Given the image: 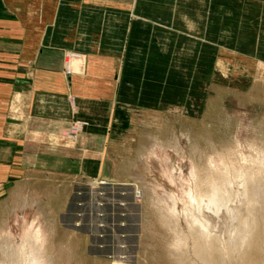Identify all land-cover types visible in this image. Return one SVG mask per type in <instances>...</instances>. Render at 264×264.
<instances>
[{"label": "rangeland", "instance_id": "rangeland-1", "mask_svg": "<svg viewBox=\"0 0 264 264\" xmlns=\"http://www.w3.org/2000/svg\"><path fill=\"white\" fill-rule=\"evenodd\" d=\"M133 2L119 0L123 10L110 0L107 30L90 33L98 37L93 47L65 55L68 76L76 74L72 65L66 71L71 56L77 68L90 57L108 66L109 89L45 106L22 146L27 158L0 160V231L3 238L10 231L9 254L17 255L35 219L49 264H171L151 187L174 194L182 210L194 188L191 163L230 152L244 156L255 186L263 182V3ZM156 146L183 154L181 162L171 154L174 176L161 159H149Z\"/></svg>", "mask_w": 264, "mask_h": 264}, {"label": "crops", "instance_id": "crops-1", "mask_svg": "<svg viewBox=\"0 0 264 264\" xmlns=\"http://www.w3.org/2000/svg\"><path fill=\"white\" fill-rule=\"evenodd\" d=\"M111 1L116 9L124 5ZM237 1L249 8L252 0ZM109 8L110 0H0V160L27 158L22 146L36 134L32 121L45 106L109 89V67L96 58L76 56L88 67L77 68L73 59L76 74L64 71L66 53L93 47L98 37L90 33L107 30Z\"/></svg>", "mask_w": 264, "mask_h": 264}, {"label": "bare ground", "instance_id": "bare-ground-1", "mask_svg": "<svg viewBox=\"0 0 264 264\" xmlns=\"http://www.w3.org/2000/svg\"><path fill=\"white\" fill-rule=\"evenodd\" d=\"M172 152L179 162L183 161L181 151ZM172 152L163 148L159 151L157 147L148 155L149 159H161L173 175L174 169L168 166ZM243 158L238 160L231 152L206 158V163L199 162L203 161L202 157L199 161L195 158L196 164L193 160L190 169L194 188L191 189V200L181 204L182 210L178 206L181 200L179 202L174 194L171 193L173 196L169 195V198L167 194V198L162 197L151 187L155 192V197L151 198L153 211L167 237L171 264H264V176L261 173L263 182L259 180V185L255 186L253 171L242 162L245 161ZM147 176L162 184L150 171ZM236 187L238 191H235ZM138 191L143 197L148 194L145 189ZM257 195L259 199H256ZM256 200L260 206L255 205ZM27 214L24 212L23 216ZM36 223L34 219L33 225L25 227L15 256L9 254L13 251H8L10 231L4 235L6 239L0 231V264H49L44 245L46 234Z\"/></svg>", "mask_w": 264, "mask_h": 264}, {"label": "built area", "instance_id": "built-area-1", "mask_svg": "<svg viewBox=\"0 0 264 264\" xmlns=\"http://www.w3.org/2000/svg\"><path fill=\"white\" fill-rule=\"evenodd\" d=\"M72 60H73V57L71 56V58H70L69 60L67 59V60L65 61L66 68H67V70H66L67 73H69V71H70V70H69V67H70V65H72Z\"/></svg>", "mask_w": 264, "mask_h": 264}]
</instances>
